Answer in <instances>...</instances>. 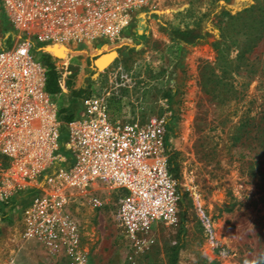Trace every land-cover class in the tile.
I'll use <instances>...</instances> for the list:
<instances>
[{
	"label": "rangeland",
	"instance_id": "rangeland-1",
	"mask_svg": "<svg viewBox=\"0 0 264 264\" xmlns=\"http://www.w3.org/2000/svg\"><path fill=\"white\" fill-rule=\"evenodd\" d=\"M131 15L115 44L67 52L76 56L70 88L97 94L116 71L111 116L167 115L178 218L156 224L140 250L117 222L120 194L99 192L101 207L79 198L74 253L86 264H264V0H151ZM16 36L0 5V50ZM113 48L114 61L97 70L95 54ZM19 209L0 223V264H71L65 242L51 249L26 236Z\"/></svg>",
	"mask_w": 264,
	"mask_h": 264
},
{
	"label": "built area",
	"instance_id": "built-area-1",
	"mask_svg": "<svg viewBox=\"0 0 264 264\" xmlns=\"http://www.w3.org/2000/svg\"><path fill=\"white\" fill-rule=\"evenodd\" d=\"M150 3L0 0L17 35L0 50V223L19 209L16 197L31 191L29 205L19 209L26 236L51 249L65 242L74 255L71 264H86L74 253L79 226L70 206L79 198L101 207L99 192L120 194L117 222L140 250L156 224L178 218L181 196L168 164L167 115L111 116L120 87L116 71L106 89L74 95L76 56L62 59L48 51L86 46L99 52L120 40L131 14ZM50 67L57 73L55 94L47 91Z\"/></svg>",
	"mask_w": 264,
	"mask_h": 264
},
{
	"label": "trees",
	"instance_id": "trees-1",
	"mask_svg": "<svg viewBox=\"0 0 264 264\" xmlns=\"http://www.w3.org/2000/svg\"><path fill=\"white\" fill-rule=\"evenodd\" d=\"M84 47L85 46H81V48H84ZM48 51L53 52L56 55L59 54L58 47L52 46L48 49ZM47 91L51 94H55L59 91V87L57 84V73L55 72V70L52 67H50V70H49L48 75H47ZM73 94L78 95V96L81 95L80 92H77V93L73 92ZM110 110H112V107H110ZM112 111L114 112V110H112ZM120 112H121V106L119 103L116 102V115H118ZM0 160L5 161V159L2 157H0ZM171 171L173 172V169H171ZM171 264H176V263H175V261H172Z\"/></svg>",
	"mask_w": 264,
	"mask_h": 264
},
{
	"label": "bare ground",
	"instance_id": "bare-ground-1",
	"mask_svg": "<svg viewBox=\"0 0 264 264\" xmlns=\"http://www.w3.org/2000/svg\"><path fill=\"white\" fill-rule=\"evenodd\" d=\"M56 47H58V49H59V54H57V56L61 57L62 59H66L67 52L69 53L72 49H74L73 46L72 47H68V46L67 47L56 46ZM78 47H80V46H78ZM113 52H114V48L113 49H110V51L107 52V53H105V54L99 55V57L97 58V61H94V65L95 66H99L101 69H104L117 56ZM80 85H81V87H84V85H85V80L84 79H82L80 81Z\"/></svg>",
	"mask_w": 264,
	"mask_h": 264
},
{
	"label": "water",
	"instance_id": "water-1",
	"mask_svg": "<svg viewBox=\"0 0 264 264\" xmlns=\"http://www.w3.org/2000/svg\"><path fill=\"white\" fill-rule=\"evenodd\" d=\"M113 53L117 55V52H116V51H114ZM114 59H115V58H114ZM96 61H97V60H96ZM113 61H114V60H113ZM113 61H112V62H113ZM112 62H111V63H112ZM111 63H110V64H111ZM110 64H109V65H110ZM109 65H108V66H109ZM108 66H106L104 69H106ZM96 67H97L98 70H102L99 66H96Z\"/></svg>",
	"mask_w": 264,
	"mask_h": 264
}]
</instances>
